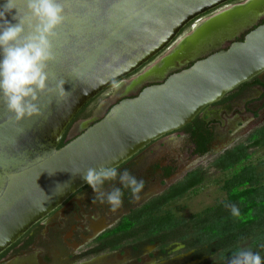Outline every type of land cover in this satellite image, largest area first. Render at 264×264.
Returning a JSON list of instances; mask_svg holds the SVG:
<instances>
[{"label": "water", "instance_id": "obj_1", "mask_svg": "<svg viewBox=\"0 0 264 264\" xmlns=\"http://www.w3.org/2000/svg\"><path fill=\"white\" fill-rule=\"evenodd\" d=\"M229 1L59 0L65 20L52 41L56 58L47 69L52 90L39 95V114L16 122L0 95V253L86 183L71 172L82 174L88 168L99 171L120 165L264 71L262 23L242 40L119 100L100 119L59 146L79 112L107 87L164 50L167 54L132 85L161 75L169 66L179 67L190 59L169 61L174 47L180 49L192 40L195 44L220 16L259 4L251 0L230 6L195 26L201 15ZM6 2L0 0V6ZM16 6L28 19L25 0H16ZM16 12L6 13L13 24L18 23L12 19ZM192 21L191 32L180 38L181 30ZM61 81L72 93L70 97L59 96L56 86ZM54 191L60 194L54 195Z\"/></svg>", "mask_w": 264, "mask_h": 264}, {"label": "flooded vegetation", "instance_id": "obj_2", "mask_svg": "<svg viewBox=\"0 0 264 264\" xmlns=\"http://www.w3.org/2000/svg\"><path fill=\"white\" fill-rule=\"evenodd\" d=\"M249 1L251 2L231 0L201 15L195 26L216 12L233 5L248 4ZM260 10L263 11L264 6ZM262 22L264 11L226 39L230 43L242 40L246 33ZM193 24L192 21L181 30L180 38L191 32ZM215 46H207L203 51L212 50L195 56L179 67L169 66L161 75H151L146 80L138 81V90L162 82L174 71L188 67L193 61L229 45ZM176 49L177 46L170 51V55ZM167 52L164 50L149 63L115 84L120 87L125 79L135 81L145 72L146 67ZM152 76L156 77L153 79ZM113 85L95 98L108 90L110 93L107 96H113L116 88H119ZM139 91L119 95V100L135 96ZM83 109L80 111L83 114L80 115L79 112L73 122H79L76 133L70 132L72 124L62 139L64 143L97 121L95 108L88 115ZM263 128L264 71L228 92L218 102L205 107L187 125L151 141L114 167L120 174L127 169L132 176L145 181L139 199H134L130 190L122 187L119 176L116 180L105 181L102 186H98L105 193L104 203L97 199L98 193L85 183L1 252L0 264H229L238 249L259 253L264 262V242L255 245L261 231L259 228H256L258 233L253 229L250 233L232 234L235 242L222 247L214 241L209 244L200 243L195 228L170 229V226L165 227L163 223L157 222V216L162 214L167 204L179 197L177 194L180 188L193 180L196 182L199 178L201 181H197L190 189L202 183L204 168L200 166L203 161L210 163L218 171L236 168L225 180L242 167H252L255 180L260 184L261 178L256 173V168L240 163L247 159L250 147L243 145L244 140L251 139L256 144L260 141ZM242 148L246 150L245 157L231 167L219 168L221 159L228 158L232 152ZM239 155L242 156L243 153ZM114 187H121L123 196L122 206L112 211L106 202V195ZM222 190L225 199L213 207L228 199L225 189ZM230 208V204H224L225 210L229 211ZM245 246L247 247L244 248Z\"/></svg>", "mask_w": 264, "mask_h": 264}, {"label": "clouds", "instance_id": "obj_3", "mask_svg": "<svg viewBox=\"0 0 264 264\" xmlns=\"http://www.w3.org/2000/svg\"><path fill=\"white\" fill-rule=\"evenodd\" d=\"M28 19L21 16L16 6V0H7L0 6V50L3 59L0 60V95L9 113L16 122L23 121L39 114L40 108L37 103L39 95L51 91L49 87V73L47 71L49 62L55 60L53 51V39L58 35L57 29L65 20L64 7L59 0H25ZM13 9L17 12L13 20L18 23H11L6 18V13ZM264 62V58H261ZM65 81L57 84L60 97H70L71 92L64 88ZM119 87V84H114ZM75 177L86 181L94 191L98 193L97 199L105 202V193L100 191L105 181H119L123 188L130 190L134 199H139V193L145 187L143 179L132 176L127 169L122 174L116 168H101L97 171L88 168L85 173L71 172ZM53 173H49L52 175ZM69 182H65L68 184ZM60 184L57 183L54 187ZM54 195L60 193L53 192ZM123 192L121 187H114L106 195V202L115 211L122 206ZM234 216L239 215L235 205L231 208ZM229 264H264L259 253L250 250L238 249Z\"/></svg>", "mask_w": 264, "mask_h": 264}, {"label": "rangeland", "instance_id": "obj_4", "mask_svg": "<svg viewBox=\"0 0 264 264\" xmlns=\"http://www.w3.org/2000/svg\"><path fill=\"white\" fill-rule=\"evenodd\" d=\"M263 6L264 5L244 6L242 8L239 7L233 13L229 12L220 16L209 24L205 30L207 32L202 34L196 40L195 44L192 43V41L194 42L195 40L186 43L182 48L171 54L169 61H186L195 57L197 53H199L202 49L207 48L209 45L217 44L215 46L217 47L224 44L227 47L230 40L228 41L226 38L233 35L242 26L252 21ZM241 32L242 30L239 33ZM242 34H244V32ZM209 50L212 49L201 51L196 56ZM160 57L162 56H159V58ZM159 58L150 65L153 66L157 63ZM150 65L145 69L147 70L151 68L152 66L150 67ZM155 77L156 76H152L151 78L154 79ZM133 81L134 79H125L122 85L118 89L116 88V92L113 96H107V94L110 93L108 90L103 95L95 98L93 103L88 107V109H86V114L88 115V112L95 108L94 113L97 117L96 120L100 119L109 107L120 99L119 95H124L126 93L130 94L132 91H139L137 86L138 83L131 85ZM78 127L79 122L74 123L70 132L72 134L76 133V129H78ZM252 142L253 141L251 139L244 140L243 145L247 144L246 146L250 147L247 151V159L241 162L240 165H253L256 168V173H258L261 178L260 184L264 185V140H260L256 144ZM200 167L204 168V178L202 183L190 189L182 196L174 199L166 206V209L173 211L180 221H188L195 216L201 215L210 207H213L217 203L223 201L225 199V193L221 187L222 183L236 170V168H233L232 170L218 171L217 168H214V166L210 165V163H205V161L202 162ZM246 247L247 246L244 248Z\"/></svg>", "mask_w": 264, "mask_h": 264}, {"label": "trees", "instance_id": "obj_5", "mask_svg": "<svg viewBox=\"0 0 264 264\" xmlns=\"http://www.w3.org/2000/svg\"><path fill=\"white\" fill-rule=\"evenodd\" d=\"M94 100L92 99L83 111H86ZM80 113V115L83 114V112ZM261 134L262 136L259 140H264V128ZM62 145H64L63 140L59 146ZM239 153H243V155L240 156ZM245 153V148H242V150L237 149L228 158H223L219 161V168L226 169L235 165L245 157ZM252 170V167H242L228 180L224 181L222 188L228 194V199L225 202L207 209L201 215L195 216L188 221H180L173 211L165 209L162 214L156 215L158 217L157 222L163 223L165 227L170 226V229H179L180 227L185 229L195 228L198 232L200 243L209 244L214 241L222 247L235 242L232 234L239 232L250 233L253 229L258 233L256 228H259L261 229L260 235L255 243L256 246L259 245V242H264V185L259 184L255 180ZM197 181L200 182V178ZM197 181L193 180L189 184L184 185L179 189L177 195L180 197L185 194ZM224 204H230L231 208L235 205L239 210V215L234 216L231 208L229 211L225 210ZM227 235H229V238Z\"/></svg>", "mask_w": 264, "mask_h": 264}, {"label": "bare ground", "instance_id": "obj_6", "mask_svg": "<svg viewBox=\"0 0 264 264\" xmlns=\"http://www.w3.org/2000/svg\"><path fill=\"white\" fill-rule=\"evenodd\" d=\"M255 2H259V4L258 5H264V0H254ZM261 10H259V12H260ZM258 12V13H259ZM262 12V11H261ZM179 48H177L176 50H178ZM162 72H164V71H162Z\"/></svg>", "mask_w": 264, "mask_h": 264}]
</instances>
